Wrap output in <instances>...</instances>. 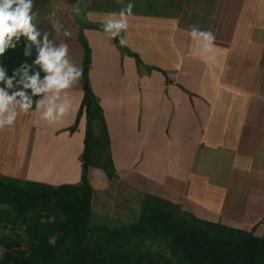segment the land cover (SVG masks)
I'll return each mask as SVG.
<instances>
[{"label":"crops","instance_id":"crops-1","mask_svg":"<svg viewBox=\"0 0 264 264\" xmlns=\"http://www.w3.org/2000/svg\"><path fill=\"white\" fill-rule=\"evenodd\" d=\"M128 3L125 53L99 26ZM78 5L94 27L80 30L70 6L61 34L46 32L68 44L82 69L81 38L88 43L90 86L105 119L94 133H107L118 177L200 218L264 237V0ZM193 25L214 34L211 51L189 36ZM69 98L71 114L54 126L30 112L0 130V175L53 186L81 182L88 129L82 79ZM89 180L96 187L108 178L91 165Z\"/></svg>","mask_w":264,"mask_h":264},{"label":"trees","instance_id":"trees-1","mask_svg":"<svg viewBox=\"0 0 264 264\" xmlns=\"http://www.w3.org/2000/svg\"><path fill=\"white\" fill-rule=\"evenodd\" d=\"M69 2L79 4V0ZM81 40L85 47L82 108L88 118L82 180L53 186L0 175V264H264V237L200 218L155 195L142 193L139 213L130 222L109 224L93 217L89 167L102 168L110 180L117 173L107 133L102 143L94 140L95 126L105 127V119L90 86V48ZM115 42L128 53L119 38ZM26 44L21 37L15 49L0 57L9 76L23 63L38 70L32 64L36 52L23 54Z\"/></svg>","mask_w":264,"mask_h":264},{"label":"clouds","instance_id":"clouds-1","mask_svg":"<svg viewBox=\"0 0 264 264\" xmlns=\"http://www.w3.org/2000/svg\"><path fill=\"white\" fill-rule=\"evenodd\" d=\"M33 7V0H0V57L9 49H15L23 37L28 41L23 54L30 56L32 46H35L32 64L38 68L32 71L31 65L23 63L9 76L0 66V84L4 85L0 87V130L14 126L19 115L30 112L39 113L38 121L47 126L60 123L71 114L69 92L83 77L82 67L71 59L68 44L63 41L56 44L49 39L48 32L42 33L38 29L34 23L38 13H33ZM133 8L134 4L128 3L118 13L108 14L103 23L104 32L112 39L119 38L121 46L128 43L121 34L129 28ZM52 27L57 35L61 34L57 22L53 21ZM188 34L200 38L203 49L211 51L215 41L211 31L193 25ZM62 35L67 38L71 33L64 30ZM33 97L40 98L34 101Z\"/></svg>","mask_w":264,"mask_h":264},{"label":"rangeland","instance_id":"rangeland-1","mask_svg":"<svg viewBox=\"0 0 264 264\" xmlns=\"http://www.w3.org/2000/svg\"><path fill=\"white\" fill-rule=\"evenodd\" d=\"M48 2L49 9L46 8ZM39 4V9H33V13H38L34 23L41 32L44 30L53 32V21L64 27V22L71 16L69 0H42ZM44 22L47 25H44ZM72 25L74 26L75 24L72 23ZM32 49L36 52L35 46H32ZM97 132L95 130V143H102L103 133ZM103 145L100 148L102 152H104ZM93 188L92 210L93 217L96 220L108 222L109 224L117 221L130 222L139 213L143 192L139 188L123 182L118 175L113 180L108 178V180L98 182L97 186H93Z\"/></svg>","mask_w":264,"mask_h":264},{"label":"water","instance_id":"water-1","mask_svg":"<svg viewBox=\"0 0 264 264\" xmlns=\"http://www.w3.org/2000/svg\"><path fill=\"white\" fill-rule=\"evenodd\" d=\"M71 14L80 30L95 26L88 21L82 7L79 5H75L71 7Z\"/></svg>","mask_w":264,"mask_h":264}]
</instances>
